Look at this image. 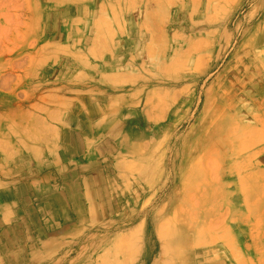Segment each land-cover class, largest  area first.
I'll list each match as a JSON object with an SVG mask.
<instances>
[{
  "label": "rangeland",
  "instance_id": "1",
  "mask_svg": "<svg viewBox=\"0 0 264 264\" xmlns=\"http://www.w3.org/2000/svg\"><path fill=\"white\" fill-rule=\"evenodd\" d=\"M263 53L264 0H0V264H264Z\"/></svg>",
  "mask_w": 264,
  "mask_h": 264
},
{
  "label": "bare ground",
  "instance_id": "2",
  "mask_svg": "<svg viewBox=\"0 0 264 264\" xmlns=\"http://www.w3.org/2000/svg\"><path fill=\"white\" fill-rule=\"evenodd\" d=\"M193 3V2H192ZM223 12V11H222ZM102 18V17H101ZM191 18V17H190ZM111 22V21H110ZM98 24V23H97ZM100 24V23H99ZM108 26H109V24H108ZM122 27V26H121ZM108 30L110 29V27L109 28H107ZM114 31V30H113ZM110 33V32H109ZM262 40V39H261ZM208 44V43H207ZM196 49V48H195ZM262 51H263V49H262ZM264 54V53H263ZM255 57V56H254ZM177 59V58H176ZM199 59V58H198ZM198 59L196 60V61H198ZM184 60V59H183ZM259 61V60H258ZM183 62V61H182ZM256 62V61H255ZM184 63V62H183ZM196 63V62H195ZM261 63V62H260ZM170 64V63H169ZM180 64V63H179ZM259 64V63H258ZM180 69V68H179ZM262 75V73H261V71H259V70H256L254 73H250V74H248L247 76H246V78H248V80H247V82H248V85H246V88H245V91L244 92H246V94L245 95H248L249 97H248V99L250 100V102H248V104H246V106H247V108L249 109V108H251V107H253V106H256V107H259V98L261 97V95H262V92L264 91V80H263V77L261 76ZM233 81H234V79H232ZM231 80V81H232ZM230 81V80H229ZM236 82V81H235ZM234 82V83H235ZM230 83V84H229ZM228 83V86H232V87H235L234 85H236V84H234L233 82H229ZM239 86V85H238ZM247 90H249L248 92H247ZM242 98L241 97H239L238 96V98H237V94H235V96L233 95V94H231V91H229V93L227 94V98H225L224 100H223V102H222V105H226V106H236V105H239L240 104V106H242V104L244 103V101L243 100H241ZM209 100H207V102H208ZM214 104V103H213ZM217 103H215V105H216ZM207 105V104H206ZM214 105V107H216ZM208 107V106H207ZM212 108H213V106H212ZM217 108V107H216ZM216 108H215V110H216ZM225 108V107H224ZM223 108V109H224ZM241 108V107H240ZM239 108V109H240ZM208 109V108H207ZM217 111V110H216ZM222 111V110H221ZM208 112V111H207ZM213 112H215L214 110H213ZM243 112V111H242ZM211 114V113H210ZM219 114V113H218ZM217 114V115H218ZM212 115H214V113H212ZM216 118H219V117H217V116H215ZM213 118V117H212ZM219 121L221 120V119H218ZM236 122H237V120H236ZM239 123V122H238ZM234 125V124H233ZM22 189H23V187H21ZM176 215V214H175ZM145 216V215H144ZM154 217V216H153ZM173 217V216H172ZM177 220H179V218H177V215H176V217H175ZM168 219V218H167ZM170 219H171V217H170ZM173 219V218H172ZM171 219V220H172ZM183 221V220H182ZM172 222V221H171ZM173 222H176V220L175 221H173ZM172 222V223H173ZM178 222H181V220L180 221H178ZM63 223H65V222H63ZM131 223V222H130ZM165 223V225H166V222H164ZM177 223V222H176ZM182 223H184V222H182ZM186 223H188L187 221H186ZM191 223V222H190ZM168 224V223H167ZM171 224V223H170ZM173 224H175V223H173ZM56 225V224H55ZM164 225V224H163ZM169 225V224H168ZM172 225V224H171ZM189 225V224H188ZM18 226V229H21L23 226H24V228H26L25 227V224H24V222H23V218H20L18 221H13V223H12V228L14 227V228H16ZM163 227V226H162ZM169 227H170V225L167 227V226H165V227H163L162 229H164L165 230V228H168L169 229ZM188 227V226H187ZM191 227V226H190ZM52 228V227H51ZM161 228V227H160ZM172 228H174V225H172V227H171V229ZM27 229V228H26ZM52 229H54V228H52ZM175 230H176V227L174 228ZM179 229V228H178ZM188 229H189V227H188ZM10 230H11V228H10ZM174 230V231H175ZM51 231V230H50ZM44 231L41 229V228H39V231L38 232H36L37 234H39V236H41V234L43 233ZM166 232H167V230H166ZM68 233H69V229L68 228H66V225L65 226H63L62 228H60V230H58V234H57V236H53V237H59V236H67L68 235ZM170 233H173V231H171L170 230ZM136 234H138V233H136ZM167 234V235H166ZM164 233V235H166V236H168V232L167 233ZM29 235H31V233L27 230V236H29ZM133 235H135V233L133 234ZM34 236H36V235H34ZM171 235L169 234V237H170ZM135 237V236H134ZM133 237V238H134ZM136 237H137V235H136ZM130 238V237H129ZM164 239H163V241H164V244H166L165 242H166V240H165V237H163ZM167 238V237H166ZM132 240V239H131ZM137 240V239H136ZM133 241V240H132ZM139 241V240H138ZM162 241V242H163ZM135 242V241H134ZM24 245L22 244V247H26V250H23L22 252H26V251H29V253H30V255L29 256H27V255H24L23 256V258H21V261H20V264H31V263H33L34 262V259H35V257L33 258L32 256H34V253H33V251L36 249V247H35V244H33V245H30L29 246V244L27 243V241L26 240H24ZM69 244V243H68ZM161 244H163V243H161ZM142 245V244H141ZM182 245V244H181ZM195 245V244H194ZM27 246H29V248H27ZM139 246V245H138ZM125 247V246H124ZM129 247V246H128ZM141 247V246H140ZM176 249H178L179 250V248H177L176 246H174ZM174 247H170V246H168V248H170V249H175ZM191 247V246H190ZM130 248V247H129ZM128 248V249H129ZM166 248V247H165ZM29 249V250H28ZM127 249V250H128ZM141 249V248H140ZM164 249V248H163ZM180 250H182V248H180ZM37 251V250H36ZM120 251V250H119ZM119 251H118V253H119ZM126 251V250H125ZM130 251V250H129ZM167 251H169V249L167 250ZM58 252H59V250H58ZM121 252V251H120ZM122 252H123V250H122ZM126 252H128V251H126ZM136 252V251H135ZM162 252H163V250H162ZM165 252H166V250H165ZM170 252H171V250H170ZM195 252L196 251H191V253H189V254H195ZM27 253V252H26ZM60 253V252H59ZM154 253H155V251H154V246H152V247H148V250H147V252H146V255L143 257V258H141V261H140V263L139 264H155V261H156V259H155V257H154ZM136 254H137V252H136ZM173 255H176V254H174V253H172ZM171 253H170V255L171 256H173ZM181 254V253H180ZM197 254V253H196ZM51 255L52 254H50L49 256H48V258H46V260L45 261H42V259H40V254H39V264H74L75 262H72V256H73V250H72V247L70 246V245H67L63 250H62V254H59V256L57 257V258H55V257H51ZM169 255V254H168ZM167 255V256H168ZM116 256V255H115ZM129 256V255H128ZM136 256V255H135ZM137 256H138V254H137ZM166 256V255H165ZM176 256H178V255H176ZM195 256V255H194ZM133 257V256H132ZM175 257V256H174ZM174 257H172L173 259H174ZM126 258V257H125ZM129 258V257H128ZM161 258V257H160ZM178 258V257H177ZM140 259V258H139ZM167 259V258H166ZM20 260V259H19ZM36 260V259H35ZM161 260V259H160ZM162 260H163V258H162ZM161 260V262H165V263H167L165 260L164 261H162ZM182 260V259H181ZM126 261V260H125ZM176 262L178 261V259L177 260H175ZM36 262V261H35ZM169 262V261H168ZM170 262H172V261H170ZM18 263V260L16 261V262H14V260H12L11 259V261H10V264H17ZM128 262H126V263H124V264H127ZM180 263V262H179ZM122 264V263H121ZM169 264V263H168ZM172 264H174V261L172 262ZM184 264V263H183Z\"/></svg>",
  "mask_w": 264,
  "mask_h": 264
},
{
  "label": "crops",
  "instance_id": "3",
  "mask_svg": "<svg viewBox=\"0 0 264 264\" xmlns=\"http://www.w3.org/2000/svg\"><path fill=\"white\" fill-rule=\"evenodd\" d=\"M76 175H77V173H75V172H72V173H69V174H62L61 178L63 180H69L70 181V180L75 179ZM21 177H24V175H21Z\"/></svg>",
  "mask_w": 264,
  "mask_h": 264
}]
</instances>
